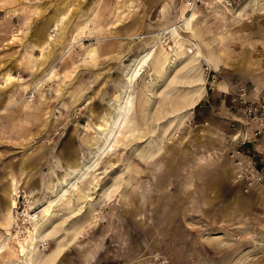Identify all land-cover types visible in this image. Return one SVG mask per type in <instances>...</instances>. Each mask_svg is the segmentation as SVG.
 I'll return each instance as SVG.
<instances>
[{"label":"rangeland","instance_id":"374dc122","mask_svg":"<svg viewBox=\"0 0 264 264\" xmlns=\"http://www.w3.org/2000/svg\"><path fill=\"white\" fill-rule=\"evenodd\" d=\"M187 1L0 0V242L7 230L12 244L28 236L25 212L53 197L70 164L92 158L90 140L114 117L124 72L154 40L130 87L134 137L124 128L74 196L50 209L59 237L73 223L79 229L54 264H264V181L247 185L234 164L260 167L264 137L241 145L232 107L236 84L252 94L264 87V0ZM193 7L195 37L164 32ZM194 43L220 65L199 58L196 68ZM196 95L195 107L171 111ZM56 239L40 242L41 252ZM18 261L0 256V264Z\"/></svg>","mask_w":264,"mask_h":264},{"label":"bare ground","instance_id":"6f19581e","mask_svg":"<svg viewBox=\"0 0 264 264\" xmlns=\"http://www.w3.org/2000/svg\"><path fill=\"white\" fill-rule=\"evenodd\" d=\"M195 14H196V9L193 7L191 8L190 14L188 16L183 17L181 23L177 24L176 26L175 25L168 26L167 28H165L164 32L169 33L171 37H174V35L178 34L176 30V28L178 27L180 31L186 30L192 33V35L195 37V34L191 27V24H192L191 21L195 17ZM56 27H57V22H56L55 28ZM83 27L84 26H81L79 28L80 30L76 32V35L80 33ZM75 38L76 37H74L72 41L70 42H73ZM153 41L149 42L151 44L149 46V49L146 50L144 54L138 55L137 57H135L132 63L128 66V69L124 72V76H125L124 79L127 82L125 81L126 85L123 87L121 94H119V96L117 97V107L115 110V115L114 117L110 119V121H104L103 126L101 128L102 131H104L102 139L98 140L96 137L93 136L90 140L92 144L96 145V148H97L94 155H92V158L88 162L84 163L82 166L74 163V162H77L76 160L73 162V164H70V168L72 170V172L68 173V176L70 175V177L63 179L64 184L61 187H59V189H56L55 192H53L52 194L53 197L45 199L44 203L39 207L38 211L34 212L33 214L28 213V211L25 212V215H27L28 217L27 219L28 223L30 224V226L27 228L29 237L24 236L20 238L19 236H16L15 244H12L10 242L12 232L10 233L9 230L6 231V235L10 239H5L0 242V256L16 254L18 256V260H19L18 262H21L20 264H24V263L25 264H54L56 260L59 257H61V254L63 253V251L67 249L66 246L72 244L77 239L79 229L75 227L76 223H73L72 226H70V228H68L67 230L65 229L63 236L59 237L58 232L59 230H62V228H59L60 227L59 223L58 225H56L57 223L56 224L52 223L53 225L49 223L51 222V220H53L51 218L50 209L56 203L62 202L67 196L68 197L74 196L75 194L74 191H76L80 179L87 177L90 171L97 170L100 165L99 158H101L103 154L105 155V153L107 154L108 152L114 150V148L117 147L118 143L120 142V139L126 137L125 133H123L124 128L128 126V132L131 133L132 138L134 137L133 132L135 131V127L134 126L130 127L132 122L129 120L130 119L129 114L133 107V99L130 95V87H131L132 82L136 79V77L141 74V71L143 72L144 67L148 66V63L151 60L152 55L154 54V51L156 50V43ZM194 44L195 46L193 47V50L190 49V52L192 53L191 61L193 62V65H195L196 68H198L197 60L199 58H202L204 62L206 64H209L211 67H217L220 65L218 56L216 54H214L212 51H208V53L204 55L198 43H194ZM52 74H53V71L50 72L49 76H51ZM197 74H199V72H197L196 75ZM12 79L13 77L10 76V74L6 75V81L9 82ZM197 79L199 80V76H197ZM201 80L203 81V78ZM222 84H223V81L219 80L216 83V87L218 88V86H221ZM195 92H197V89ZM199 99H200L199 95H196L190 101H187V103H185L184 105L173 104L171 111L174 112L176 110L185 109L186 107L187 109L188 108L191 109L196 106ZM184 112L185 113H183L179 117L180 120H182V118L185 117L186 111ZM170 126H168V128ZM263 137L264 135L260 139H262ZM111 187L112 186H108L102 191L101 197L103 199L109 198L110 193L112 191ZM15 194H16L15 189L12 192H10V196L8 200V210L12 208L15 209L16 207ZM7 220H8V224H10L12 221H14V216L10 214ZM48 238H58V239H56V242L54 246L51 248V250L43 254L39 248L40 246L39 243L42 241H46Z\"/></svg>","mask_w":264,"mask_h":264},{"label":"built area","instance_id":"2783aa9c","mask_svg":"<svg viewBox=\"0 0 264 264\" xmlns=\"http://www.w3.org/2000/svg\"><path fill=\"white\" fill-rule=\"evenodd\" d=\"M198 1L188 0L187 4L192 5ZM253 91L239 83L235 86L232 98V107L238 113L236 121L242 124L236 135L238 139L240 138L241 145L256 142L264 135V87L252 94ZM258 160L260 167L255 159H251L248 163L240 159L234 161L238 177L247 185L264 181V155H260Z\"/></svg>","mask_w":264,"mask_h":264},{"label":"crops","instance_id":"0c3cea01","mask_svg":"<svg viewBox=\"0 0 264 264\" xmlns=\"http://www.w3.org/2000/svg\"><path fill=\"white\" fill-rule=\"evenodd\" d=\"M220 1V0H219ZM183 11H185L184 10V8H181V13H180V16L178 17V20L180 21V19L183 17L182 16V13H183ZM173 23H175V22H173ZM173 23H171V24H173ZM171 24H169V25H171ZM169 25H167L165 28H167ZM220 64V63H219ZM224 85H225V83L223 84V85H221V86H218V88L216 87V89H222V88H224ZM262 142L260 143V145H257L259 148H256V149H258V151H264V138L261 140ZM262 149V150H261Z\"/></svg>","mask_w":264,"mask_h":264}]
</instances>
